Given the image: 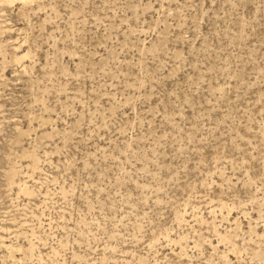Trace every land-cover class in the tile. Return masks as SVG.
Wrapping results in <instances>:
<instances>
[{
    "label": "rangeland",
    "instance_id": "obj_1",
    "mask_svg": "<svg viewBox=\"0 0 264 264\" xmlns=\"http://www.w3.org/2000/svg\"><path fill=\"white\" fill-rule=\"evenodd\" d=\"M0 264H264V0L0 2Z\"/></svg>",
    "mask_w": 264,
    "mask_h": 264
},
{
    "label": "bare ground",
    "instance_id": "obj_2",
    "mask_svg": "<svg viewBox=\"0 0 264 264\" xmlns=\"http://www.w3.org/2000/svg\"><path fill=\"white\" fill-rule=\"evenodd\" d=\"M13 1H16V0H0V2H4V3H11ZM18 1H22V2H26V1H29V0H18Z\"/></svg>",
    "mask_w": 264,
    "mask_h": 264
}]
</instances>
